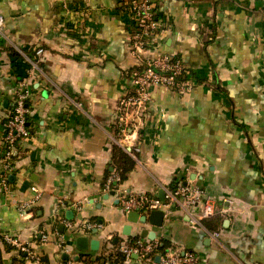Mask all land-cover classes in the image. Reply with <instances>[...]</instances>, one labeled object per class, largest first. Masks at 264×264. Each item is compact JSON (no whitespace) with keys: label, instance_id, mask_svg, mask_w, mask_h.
I'll list each match as a JSON object with an SVG mask.
<instances>
[{"label":"crops","instance_id":"obj_1","mask_svg":"<svg viewBox=\"0 0 264 264\" xmlns=\"http://www.w3.org/2000/svg\"><path fill=\"white\" fill-rule=\"evenodd\" d=\"M131 1L0 0V156L16 90L24 82L32 94L29 136L5 174L9 192L0 188V264H85L83 255L137 264L112 262L111 251L145 231L193 251L200 264H264V0H150L163 31L148 55H178L198 81L185 95L149 86L141 128L125 141L140 149L130 155L134 167L105 193L117 105L136 65ZM178 184L231 208L194 225L177 207L160 227L131 222L120 209L121 192L159 196ZM31 186L41 197L22 213ZM64 221L101 227L82 234ZM4 234L30 244L38 260ZM78 236L99 240L98 249L78 250Z\"/></svg>","mask_w":264,"mask_h":264},{"label":"built area","instance_id":"obj_2","mask_svg":"<svg viewBox=\"0 0 264 264\" xmlns=\"http://www.w3.org/2000/svg\"><path fill=\"white\" fill-rule=\"evenodd\" d=\"M129 9L133 18L130 46L131 52L136 58V65L129 75L131 88L120 97L117 105V135L114 142L127 154L135 157L140 150L139 147L132 146L125 141L130 136V131L137 132L141 128L142 117L145 116L147 104L150 101L149 86H162L179 95H185L192 91L194 84L192 79L183 77L186 73V65L180 57L168 54L148 55L147 50L149 51L152 46H155L154 41L157 39V33L163 31L162 24L155 18L156 14L150 0H132ZM3 30V17L0 15V33ZM43 52L42 48L35 50L38 56ZM31 96L30 88L22 82L15 92L12 111L4 123L3 149L0 156V188L6 193L9 192V184L5 174L13 169L15 147L17 143L29 136L27 118ZM119 180L120 177L116 171L110 173L104 183V192L109 193L112 190V185L118 184ZM30 190L32 192L31 198L18 203V209L22 213L36 205L41 197L40 191L35 186H31ZM163 193V199H160L157 195L145 192L135 194L121 192L118 197L120 209L124 214L137 212L144 216L154 210H161L165 219L174 208L178 207L185 209L190 215L191 221L195 222L194 225H198L201 224V221L217 214H223L231 208V205L227 208H218L210 196L187 184L165 188ZM226 202L229 203L230 201L226 199ZM64 226L69 229L74 227L82 234H89L92 228L101 227L99 224L91 222L72 226L68 221H64ZM210 235L217 238L220 233L211 231ZM47 237L46 234L41 233L39 240L44 242ZM2 239L7 245L25 253L28 257L36 258L30 244L23 243L9 234H4ZM160 245L159 240L143 237L125 240L111 252H118L123 255L126 261L135 258L137 264H200L199 256L191 250H182L172 246L160 250ZM107 251L104 250L100 256H108L110 249ZM156 256H158V261H155ZM36 259L38 260V258Z\"/></svg>","mask_w":264,"mask_h":264},{"label":"trees","instance_id":"obj_3","mask_svg":"<svg viewBox=\"0 0 264 264\" xmlns=\"http://www.w3.org/2000/svg\"><path fill=\"white\" fill-rule=\"evenodd\" d=\"M175 56L179 57L178 55H175ZM183 77L192 79L194 85L195 83H197L196 81H198L196 74L187 66H186V73H184ZM112 166L114 170L119 174V177H120L119 183H120V182H123L127 178L128 173L133 169L134 160L120 146L115 144L112 146ZM160 242H161V245L159 246L160 250H164L166 247L169 246L168 243H165L162 241ZM112 256H114L115 258L114 259L115 261H112V262H115V263L122 262L124 259L123 255L119 254L118 252L113 253ZM82 257L85 258L84 260L85 264H94L92 263V261H89L87 259L88 258L87 255H83ZM95 264H97V260Z\"/></svg>","mask_w":264,"mask_h":264},{"label":"water","instance_id":"obj_4","mask_svg":"<svg viewBox=\"0 0 264 264\" xmlns=\"http://www.w3.org/2000/svg\"><path fill=\"white\" fill-rule=\"evenodd\" d=\"M114 194V192H111ZM164 193L161 191L159 193V198L163 199ZM128 220L131 222L140 221L142 223L148 222L153 226L160 227L164 220V215L161 210H154L150 212L147 216L139 215L137 212H130L128 213ZM98 230L95 228L93 229V233L96 234ZM142 237H147L151 240L155 239V234L152 232H143ZM99 240L93 239L89 240L87 236H78L75 239V244L78 250H87L90 248L91 250H97L99 247ZM155 261H158V256H156Z\"/></svg>","mask_w":264,"mask_h":264}]
</instances>
